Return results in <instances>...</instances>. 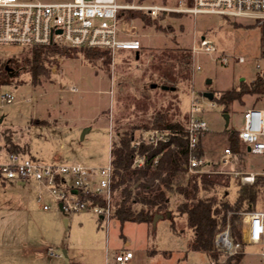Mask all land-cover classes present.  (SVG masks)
<instances>
[{"label": "rangeland", "instance_id": "obj_1", "mask_svg": "<svg viewBox=\"0 0 264 264\" xmlns=\"http://www.w3.org/2000/svg\"><path fill=\"white\" fill-rule=\"evenodd\" d=\"M118 1L178 5V0ZM148 17L146 13L141 16L129 11L119 14L122 25L140 43L138 59L132 54L134 51L127 49L98 52L94 56H87L82 50L72 51L70 57L57 56L52 60L46 76L32 81L21 74L18 80L0 85V94L13 95L11 103L0 101V132L10 131L13 141L25 149L26 155L44 162L80 161L104 166L110 161L111 143L117 140L119 132L133 131V139L143 138L146 134L143 125L151 122L156 113L186 124L190 97L194 94L202 107L200 115L208 125V130L198 135V144L202 158L214 164L215 169L223 148H230L229 133L238 132L242 126L245 108L254 104L264 109V95L258 100L254 95H242L241 100L230 104L226 123L221 104L209 106L203 92L222 93L237 86L240 78L248 82L257 69L264 67V57L259 51L264 27L258 21L253 24L242 18L212 14L168 12L147 21ZM201 36L224 45L230 54L227 64L216 53H192V46ZM178 48H188L192 53L190 84L177 82L176 88L168 92H162L158 83L151 88L160 72L178 71L174 56ZM27 50L1 46L0 60L20 57ZM238 56H243L244 61H236ZM195 65L200 67L196 69ZM70 86L77 90L69 91ZM45 123H56L59 132H50ZM4 144L0 135V163L6 159ZM239 147L240 153L233 155L234 164L226 169H264L261 156L245 151L241 143ZM237 184L236 179H230L227 195L230 202ZM38 193L42 194V201L37 199ZM211 193L199 191L202 196ZM169 198L174 216L172 227L169 219L156 216L152 233V225L130 221L121 225L111 216L100 219L92 209L61 210L56 199L46 189L37 188L35 181L16 184L0 180V264H119L114 255L125 248L133 252L126 264H213L204 252L188 248L192 233L186 228V216L175 212L182 197L171 191ZM112 200L111 193L110 203ZM43 204L48 207L43 208ZM262 207L264 199L257 203V209ZM245 212H236L240 216L243 243L237 241L230 226L232 212L227 213L226 227L238 247L231 253L224 252L215 242L219 262L241 253L237 264L260 263V247L249 243L243 234ZM47 247L61 256L48 254Z\"/></svg>", "mask_w": 264, "mask_h": 264}, {"label": "built area", "instance_id": "obj_2", "mask_svg": "<svg viewBox=\"0 0 264 264\" xmlns=\"http://www.w3.org/2000/svg\"><path fill=\"white\" fill-rule=\"evenodd\" d=\"M140 10L151 17L161 13L176 12L196 16L198 14H212L221 17L250 20L264 27V0H178V5L144 4L133 2H119L118 0H59L51 2L0 0V47L17 46L22 48L36 45L59 44L69 47H88L106 50L114 53L117 50H131L139 52L140 43L131 37L119 20L122 11ZM130 36V37H129ZM222 44H216L206 36H201L192 46V53H216L223 64L228 63L230 54ZM238 62L244 61L243 56L235 57ZM200 66L195 65L198 69ZM76 91L75 86L68 88ZM220 92H214L213 98H219ZM208 99L209 106L215 101ZM1 103H11L13 95L10 92L0 94ZM202 107L196 95H191L188 109V121L183 128L187 140L188 175L195 173H218L231 176L240 185L250 186L257 176L264 177L261 171L226 169L232 166L234 153L225 147L220 154L217 167L195 153L198 145V135L208 130L207 122L200 112ZM169 130H149L143 138L134 139V144L141 140L157 144L167 141ZM238 138L246 151L259 155L264 159V109L249 106L245 108L242 126L238 131ZM249 148V150H247ZM142 157L136 156L133 163L140 165ZM156 159H154V162ZM112 167L87 166L80 162H44L38 157L23 153H6V159L0 163V180L26 183L35 181L53 196L61 210L77 211L92 209L100 219H109L110 182ZM97 194L105 199V206L92 203L87 194ZM42 201V194H37ZM43 208L48 205L43 204ZM245 225L243 234L249 243L260 247V263L264 264V207L244 213ZM229 228L218 231L215 235L217 247L224 252H232L238 247L229 236ZM46 252L55 255L51 247ZM61 256V253L56 254ZM55 255V256H56ZM115 262L126 264L133 257L131 250L116 252Z\"/></svg>", "mask_w": 264, "mask_h": 264}, {"label": "trees", "instance_id": "obj_3", "mask_svg": "<svg viewBox=\"0 0 264 264\" xmlns=\"http://www.w3.org/2000/svg\"><path fill=\"white\" fill-rule=\"evenodd\" d=\"M128 11L140 13L141 16L145 14L138 10ZM149 17L148 20L146 19L147 21L151 20ZM27 48L28 50L20 57L0 60V85L10 84L14 79L18 80L21 74L28 75L32 81L37 80L40 75L46 76L49 73L52 60L57 56L70 57L72 51L82 50L87 56H94L98 52H108L95 48H77L55 43ZM259 51L260 55L264 57V36L260 38ZM174 56L178 71H162L158 75L159 79L155 78L157 80L153 82L156 86L157 83L159 84L158 87L162 92L170 91L171 87L175 89L177 82L185 81L187 85L190 84L192 78L190 72L191 51L188 48H178ZM163 85L167 88L163 89ZM245 94L254 95L255 100L264 95V67L257 69L248 82L240 79L237 86L226 89L219 98H213V100L221 104L222 112L228 113L230 104L241 100L242 95ZM251 106L255 107L254 104ZM185 125L179 121L173 122L166 114L156 113L152 121L144 124L142 129L144 132L154 129L169 130L167 141H158L157 144L142 140L138 144H134L133 131L119 132L117 140L111 143L110 148L112 167L110 189L113 196L112 203H110V216L118 220L121 225L126 221L152 225V233L155 226L154 216L169 219L172 227L174 216L169 206V193L174 191L182 197L181 202L176 206V215L185 214L186 228L192 233L188 248L204 252L213 264H237L241 259V253L230 255L223 262L218 261L220 252L215 246V235L226 227L227 213L231 211L230 226L237 241L242 242L241 229L239 228L240 216L236 212L258 210L257 203L264 199V177L257 176L250 186L238 183L233 192L234 199L230 202L227 195L232 178L218 173L188 175L186 168L188 145L182 131ZM0 135L5 141L4 147L7 152L26 153L22 146L13 141L10 131H2ZM239 143L242 144L238 138V132H230L228 144L233 153H240ZM195 153L202 156L199 144ZM136 156L143 159L140 165L133 163ZM154 159H156L155 162ZM201 189L212 191V193L202 196L199 194ZM87 196L94 204L100 206L106 204L105 199L100 195L89 192Z\"/></svg>", "mask_w": 264, "mask_h": 264}, {"label": "water", "instance_id": "obj_4", "mask_svg": "<svg viewBox=\"0 0 264 264\" xmlns=\"http://www.w3.org/2000/svg\"><path fill=\"white\" fill-rule=\"evenodd\" d=\"M138 57H139V52H135V59H138ZM240 79H243V78H240ZM209 79H208V83H209ZM151 87H156V84L155 83H152L151 84ZM162 88L163 89H166L167 88V86H165V85H163L162 86ZM172 89H174V87H171V90ZM203 96L204 97H207V99H212L213 98V92H210V91H206V92H203ZM223 116H224V118H225V122L227 123L228 122V117H229V115L227 114V113H223L222 114ZM86 130L87 129H85L83 132H82V134H81V137H83V134H84V132H86ZM247 150H249V148H247ZM59 207L61 208V204H59ZM156 219V216H154V218H153V220H155Z\"/></svg>", "mask_w": 264, "mask_h": 264}, {"label": "crops", "instance_id": "obj_5", "mask_svg": "<svg viewBox=\"0 0 264 264\" xmlns=\"http://www.w3.org/2000/svg\"><path fill=\"white\" fill-rule=\"evenodd\" d=\"M151 88H153V87H151ZM76 90H77V88H76ZM69 91H70V90H69ZM54 120H55V119H54ZM44 126H46V128H47L50 132H52V133H58V132H59L56 123H45ZM35 157H36V156H35ZM50 162H55V161H50ZM77 162H80V161H77ZM80 163H82V162H80ZM83 164H84V163H83ZM85 165H87V164H85ZM90 165H91V164H90ZM90 165H87V166H90ZM91 167H99V166H92V165H91ZM12 182H14V181H12ZM14 183H16V184H23V183H20V182H14ZM36 185H37V188L40 187L39 184L36 183ZM123 250H127V249H126V248H125V249H121L120 251H123ZM117 252H119V249H118Z\"/></svg>", "mask_w": 264, "mask_h": 264}]
</instances>
